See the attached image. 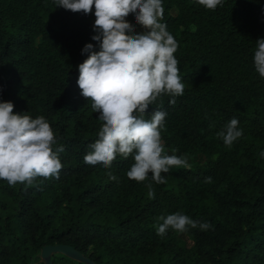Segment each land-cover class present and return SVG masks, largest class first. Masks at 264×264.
Wrapping results in <instances>:
<instances>
[{"label": "trees", "instance_id": "obj_1", "mask_svg": "<svg viewBox=\"0 0 264 264\" xmlns=\"http://www.w3.org/2000/svg\"><path fill=\"white\" fill-rule=\"evenodd\" d=\"M162 6L185 88L174 105L159 97L145 119L157 106L166 112L165 153L187 156L191 168L173 167L156 184L151 174L143 182L127 177L131 156L118 155L110 169L84 162L102 124L77 84L90 55L84 46L100 50L94 7L86 15L55 0H0V102H12L14 114L45 117L53 150L64 148L59 179L14 186L0 179V264L38 256L46 264L40 253L50 244L71 245L96 264H264V78L253 60L264 0H222L215 10L197 0ZM232 118L243 135L226 146L217 132ZM177 212L212 227L157 235L159 217ZM52 261L86 264L62 253Z\"/></svg>", "mask_w": 264, "mask_h": 264}, {"label": "clouds", "instance_id": "obj_2", "mask_svg": "<svg viewBox=\"0 0 264 264\" xmlns=\"http://www.w3.org/2000/svg\"><path fill=\"white\" fill-rule=\"evenodd\" d=\"M57 7L74 13H92L95 9L92 40L99 42L100 50L92 51L86 44L82 53L89 57L79 65L77 80L81 95L92 102V110L102 122L97 139L89 145L91 151L84 156L88 165L102 164L112 167L117 156L134 161L126 175L143 182L151 179L156 184L167 181L173 167L191 168L187 156L165 153L161 138L166 112L159 106L145 119L149 105H154L162 95L182 96L185 85L179 75L178 60L174 53L178 42L167 31L163 19L162 0H55ZM206 9L215 10L222 0H197ZM56 7V8H57ZM133 14L144 29L136 33L125 18ZM254 66L264 78V38L256 40ZM12 102H0V179L9 186L17 183L32 185L38 177L59 179L62 163L59 153L63 146L53 150L56 136L43 116L32 118L27 114H14ZM239 121L232 118L217 132L226 146L243 135ZM264 157V151L260 153ZM110 180L117 176L108 172ZM211 183V177L205 178ZM148 196L154 198L152 184L147 185ZM156 226L157 235L164 236L169 229L183 233L189 228L208 230L212 225L199 222L180 212L161 216Z\"/></svg>", "mask_w": 264, "mask_h": 264}, {"label": "water", "instance_id": "obj_3", "mask_svg": "<svg viewBox=\"0 0 264 264\" xmlns=\"http://www.w3.org/2000/svg\"><path fill=\"white\" fill-rule=\"evenodd\" d=\"M58 253H62L76 261H80L86 264H96V262L89 256H86L81 251L77 250L71 245L67 244H50L42 248L40 257L46 264H53L52 256Z\"/></svg>", "mask_w": 264, "mask_h": 264}, {"label": "rangeland", "instance_id": "obj_4", "mask_svg": "<svg viewBox=\"0 0 264 264\" xmlns=\"http://www.w3.org/2000/svg\"><path fill=\"white\" fill-rule=\"evenodd\" d=\"M94 11H95V9H94ZM125 19H126L130 24H132V25L134 26V28H135V32H136V33H141V32L144 31V29L142 28V26H140V25H138V24L136 23L133 14L130 13ZM94 21H95V16L93 15V24H94ZM38 261H40L39 256H38V259H36V260L34 261L33 264H37Z\"/></svg>", "mask_w": 264, "mask_h": 264}]
</instances>
